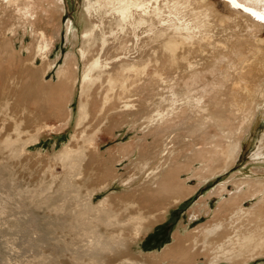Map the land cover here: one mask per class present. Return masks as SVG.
<instances>
[{"label":"bare ground","instance_id":"1","mask_svg":"<svg viewBox=\"0 0 264 264\" xmlns=\"http://www.w3.org/2000/svg\"><path fill=\"white\" fill-rule=\"evenodd\" d=\"M64 7V0H0L1 21L21 23L31 34L30 43L21 47L27 50L26 56H23L22 49H15L12 41L2 37L0 80L3 81V90L8 81L12 83L20 72L43 84L45 92H50L56 100L57 110L60 112L65 108L68 124L73 119V109L65 94L73 93L78 80L76 56L69 54L59 65L57 80H46V73L56 63L48 57L52 49L46 53L44 50L55 44L57 34L62 32ZM85 11L89 13L90 21L85 41L92 42V45L87 51L85 48L81 50L85 70L80 80L85 83L90 55L92 63H95L98 51L101 52L110 43L109 39L114 38V46L109 53L124 54L130 59L127 79L121 82L116 75L102 79L93 73V84L100 87L107 84L102 87V92H98L103 96L102 110L113 103L114 108H118L119 104L122 107L119 109L133 128L141 127L140 154L134 163L143 172L153 166L146 177L148 180L141 183L138 192L147 208L157 204L160 212L150 220L147 216L152 214L148 213L150 209L143 211V205L140 204V208L135 205L138 206L137 212L130 215L135 222L131 237L129 234V238L125 237L124 247L112 242L117 245L115 248L130 252L143 224L147 223L145 228L149 230L152 224L154 226L165 217L171 204L188 199L204 183L226 172L237 162L243 147L242 136L257 118L264 100V19L260 18L264 16V0H86ZM96 13L100 17L95 20ZM39 54L46 56L38 65ZM133 83L136 85L130 87ZM63 100L68 103V108ZM92 118L89 108L80 101L74 118V132L81 135L83 126ZM149 136L153 137L150 142L147 141ZM70 139L60 148L57 157L67 160L72 154ZM128 147L121 145L115 151L110 149L107 159H100L105 164L112 163V174L117 175L114 166L124 162L125 157L121 156H125ZM116 152L120 158L114 162L113 158L117 156L113 154ZM157 177L160 179L154 182ZM193 179L198 182L189 184L188 181ZM217 186L192 209L194 218L209 213L211 209L207 200L217 197L218 207L214 214L230 219L233 234L218 233L221 239H227L214 246L221 253L217 255L215 252L210 263L224 259L248 264L263 257L264 196L260 200L258 197L264 193V180L238 179L234 181L235 189L231 190L224 183ZM249 198H257L258 201L251 208H244L242 203ZM109 200L110 197L105 196L95 204L106 206ZM221 224L222 221H218L212 229V225L201 224L186 236L178 230L173 243L166 245L161 253L141 256L142 260L124 256L125 250H121L119 253L123 255L117 258V264H130V261L150 264L152 258L173 264H190L194 258L202 256L196 252L199 241L194 234L203 230L216 234ZM126 229L122 232L126 233ZM226 242L228 244L224 245ZM98 262L104 264L102 259Z\"/></svg>","mask_w":264,"mask_h":264},{"label":"rangeland","instance_id":"2","mask_svg":"<svg viewBox=\"0 0 264 264\" xmlns=\"http://www.w3.org/2000/svg\"><path fill=\"white\" fill-rule=\"evenodd\" d=\"M85 2L86 0H64L62 32L57 34L55 44L44 49L45 53L52 49L48 57L56 63L46 73V80H57L56 70L59 65L64 63L69 54L76 56L78 80L73 93L65 94L66 101H71L70 107L73 109V119L70 123L67 124L65 108H61L60 112L57 110L56 100L50 92H45L43 84L40 85L33 78L19 72L14 77L15 83L8 81L6 87H3V92V81L0 80V264H99L101 259L104 264H117V258L123 255L122 252L119 253L121 250H125L124 256L142 260L145 256L149 257L150 253H161L166 245L174 242L178 230L186 236V233L189 234L201 224L207 227L212 225V229L218 221H222V227L217 229L216 234L211 235V231L208 234L207 230L194 234L198 236L199 241L196 244V252L202 256L194 258L195 261L190 264H241L224 259L210 263L215 252L217 255L221 253L214 246L218 241L227 239H221L219 234L223 231L233 234L229 217L214 214L219 198H209L207 201L210 212L202 213L198 218L193 217L192 209L199 199L219 184L224 183L227 189L231 190L235 189L234 181L238 179L264 180V100L261 102L257 118L242 136L241 154L233 166L204 183L199 191L188 199L171 204L168 212L164 214L165 217L154 226L152 224L149 230L145 228L147 223L143 224L140 236L136 237L137 242L133 244L130 252L115 248L117 245L113 244L114 242L124 247L125 237H131L135 222L130 215L137 212L140 204L144 207L143 211L150 209L148 213L152 214L147 215L150 220H154L152 217L160 211L157 204L147 208V203L141 201L138 192L143 182L148 180L146 177L153 168L150 166L143 172L134 163L140 154L141 127L133 128L128 117L119 109V104L118 108H114L113 103L111 108L102 110L103 96L98 92H102V87L107 84L102 87L93 84V73H97L102 79L116 75L121 82H125L128 76L127 67L131 61L127 55L109 53L114 46V38L111 39L106 32L110 43L104 46L101 52L98 51L95 63H92L90 55L87 60L85 83L80 80L85 70L81 50L85 48L87 51L92 45V42L85 41L88 36L86 30L90 25ZM98 17L100 14L96 13L95 20ZM2 37L12 41L16 50H21L22 46L26 47L31 41L30 31H25L21 23H15L13 20L3 22L0 19V42ZM22 54L26 56L27 50L22 49ZM43 56L46 54L38 55V65L44 59ZM1 76L0 73V78ZM135 85L136 83H133L130 87ZM66 101L64 103L68 108ZM80 101L86 104L93 117L90 123L83 126L81 135L74 132V118ZM152 138L149 136L147 141L150 142ZM69 139L73 152L67 160H63L57 155ZM121 145L129 147L125 156H121L125 157L124 162L115 164L117 175H114L111 170L112 163L105 164L100 159L104 157L106 160L108 151H115ZM98 153L102 156L99 157ZM113 155L117 156L113 158L114 162L119 160L120 155L117 152ZM159 179L160 177H157L153 181L157 182ZM188 182L196 184L198 180ZM105 196L110 197L106 206L95 204ZM263 196L264 193L258 199ZM258 199H246L242 206L251 208ZM225 218L227 220H223ZM247 218L250 219L251 216L248 215ZM162 227L167 229L163 235L164 240H153V235ZM124 229L127 230L126 233L122 232ZM150 262L173 264L168 260L163 262L153 258ZM248 264H264V256Z\"/></svg>","mask_w":264,"mask_h":264},{"label":"trees","instance_id":"3","mask_svg":"<svg viewBox=\"0 0 264 264\" xmlns=\"http://www.w3.org/2000/svg\"><path fill=\"white\" fill-rule=\"evenodd\" d=\"M166 227H162V228H160L159 230H158V232H156V234L155 235H153V240H156V241H160L162 238H163V240H164V237H163V235H164V232H166Z\"/></svg>","mask_w":264,"mask_h":264},{"label":"snow or ice","instance_id":"4","mask_svg":"<svg viewBox=\"0 0 264 264\" xmlns=\"http://www.w3.org/2000/svg\"><path fill=\"white\" fill-rule=\"evenodd\" d=\"M261 19H264V16L260 17Z\"/></svg>","mask_w":264,"mask_h":264},{"label":"crops","instance_id":"5","mask_svg":"<svg viewBox=\"0 0 264 264\" xmlns=\"http://www.w3.org/2000/svg\"><path fill=\"white\" fill-rule=\"evenodd\" d=\"M199 200H200V199H199ZM199 200H198V201H199Z\"/></svg>","mask_w":264,"mask_h":264}]
</instances>
